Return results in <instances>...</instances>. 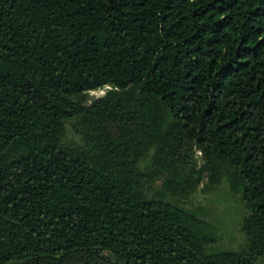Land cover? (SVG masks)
Masks as SVG:
<instances>
[{"label": "trees", "instance_id": "obj_1", "mask_svg": "<svg viewBox=\"0 0 264 264\" xmlns=\"http://www.w3.org/2000/svg\"><path fill=\"white\" fill-rule=\"evenodd\" d=\"M263 261L264 0H0V264Z\"/></svg>", "mask_w": 264, "mask_h": 264}, {"label": "rangeland", "instance_id": "obj_2", "mask_svg": "<svg viewBox=\"0 0 264 264\" xmlns=\"http://www.w3.org/2000/svg\"><path fill=\"white\" fill-rule=\"evenodd\" d=\"M105 89H99L96 91H92L91 95L92 96H100L105 93ZM203 184L201 185V189L203 188ZM225 188L223 185L220 187V191H210V192H199L194 201L198 202L199 200L202 201V203H207L209 206L212 208L216 209L218 213H221V216H226L227 220L228 218H232L229 223H228V233L231 235H234L238 233L239 231V217L240 215H237V208L235 206V202L232 200H226L222 195H221V190ZM264 264V261L262 262Z\"/></svg>", "mask_w": 264, "mask_h": 264}]
</instances>
